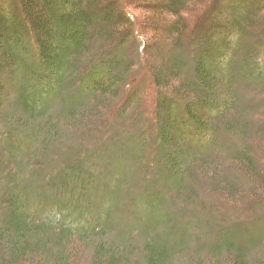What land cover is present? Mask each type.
I'll return each instance as SVG.
<instances>
[{"label": "trees", "instance_id": "16d2710c", "mask_svg": "<svg viewBox=\"0 0 264 264\" xmlns=\"http://www.w3.org/2000/svg\"><path fill=\"white\" fill-rule=\"evenodd\" d=\"M219 1L0 0V264H264V215L251 211L264 200V108L243 93L248 77L264 89V0H233L228 17ZM123 130L154 148L137 157L159 156V183L120 164L100 205L97 178L117 167L85 164ZM208 194L241 216L222 220ZM198 202L204 216L188 218Z\"/></svg>", "mask_w": 264, "mask_h": 264}, {"label": "rangeland", "instance_id": "374dc122", "mask_svg": "<svg viewBox=\"0 0 264 264\" xmlns=\"http://www.w3.org/2000/svg\"><path fill=\"white\" fill-rule=\"evenodd\" d=\"M222 9H224V6H228L229 7V10L227 13V17L228 16H231V10L233 7H235V2L233 0H220L219 1V4H218ZM135 11L136 13L141 16V17H144L147 12L143 9H136L135 8ZM150 13V11H149ZM220 11L218 10V8H216L215 10L212 11L211 15L212 17L210 16L209 18H211V20L213 19H218L221 15H220ZM223 17V15L221 16ZM245 41V40H244ZM243 44H241V46H239L236 50H234V54L239 56V58H241L242 60V57L245 56V49H246V44L244 42H242ZM195 44V43H194ZM197 47V50L201 49V47L197 46V44H195L193 47ZM200 51V50H199ZM196 55V50L195 52L192 51L191 55H190V58H191V61L193 62V64H195V62L197 61V56ZM259 58L261 59V56L259 55ZM264 58V57H263ZM194 75V74H193ZM23 79H25V82L29 85H31V80L28 79V77H23ZM248 83H246L245 85V88H244V99H245V103L246 104H251V106H257L258 108L260 107H263L264 108V95H263V92H264V89L263 88H260L261 84H260V81L258 82V80H254L253 78H249L248 77V80L246 81ZM10 87V91L11 93H9L7 96H6V99H8L9 101H14L17 96L19 95V90L17 88V84L16 83H13L11 84ZM145 86V84H144ZM147 90V99L149 101V109H148V112L149 113H152L154 112L156 114V118L160 119L162 121V118H160L161 116H159V108H158V91L157 89L154 87V86H147L146 85V88ZM35 90V89H34ZM153 101V103H152ZM146 112L144 113H141L140 114V118H141V121L143 120V123L141 124V126H146V125H149L151 124L150 123V120L148 121L146 119ZM262 119V118H261ZM147 121V122H146ZM132 122L134 123V121L132 120ZM135 125L136 122H135ZM131 126V125H129ZM154 127V126H153ZM135 129V128H134ZM109 137V136H108ZM121 139L117 138L116 140H109V139H105L106 141L103 142V143H109L110 144V148L109 150H111V154H113L112 157H110V151L109 152H103V153H98L97 156H95V158L98 160V162H87L85 164V167L87 169H90V170H93L97 173H99V175H102L103 173H105L107 170V164H115V166L117 168H114L112 169L111 171L108 172V175H106L105 177H99L97 178V186L92 190V191H95V199H96V202L100 205L103 204V199L104 197L106 196L107 197V193H108V190H111V188H113L114 186H117L115 184H118L116 181H115V178H116V171L118 170V168H120L118 165H123V167H126V171H140L139 169L142 170V174H135L134 176V180L135 182H137V184L139 186H148L149 188H151L152 190H155V187L154 185L158 184V177L160 176L159 174V170L157 168H155L156 166H154L153 163H157L158 161V157H154L153 158H149V156H147V159H145V161H143V158L141 157H137V154L140 155L141 154V151L145 152H150V149L154 150V148H151L149 147L148 149L147 148H140L139 145H137V142H138V139H136L135 137L133 138H129V136L127 135V132H125V130L121 131L120 133V136ZM147 139L146 137L141 140H145ZM233 140V138H232ZM239 143V145H243L242 141L238 140V139H234V145L236 143ZM157 144V143H156ZM155 144V151H157V154H159V147L158 144L156 145ZM25 145L22 146V149H25ZM125 147H127V151L125 152H128V153H125L124 154V150H125ZM124 148V149H122ZM235 147H233L234 149ZM144 149V150H143ZM157 149V150H156ZM225 154H227V150L224 151ZM150 154L152 155V153L150 152ZM102 155V156H101ZM1 156V159H5L7 158L8 154H5V152L1 153L0 154ZM123 158V159H122ZM166 160L163 156L160 157V160ZM151 165L154 166V169H151ZM106 168V169H105ZM151 172V174L153 175L152 178H145L143 180H140L141 178L144 177L145 173L146 172ZM232 171V170H231ZM234 172H238L237 170H234ZM41 180L44 182V181H47V185L49 186V188H51L52 186H54V182L51 181L50 178L47 179V176H43L41 177ZM140 180V181H139ZM139 181V182H138ZM8 180L6 178H1V181H0V185L1 186H4V185H7L8 184ZM105 185V186H104ZM131 188L130 186H127L126 189H129ZM144 188V187H143ZM204 190L207 191L208 193V189H210L207 185L203 186ZM4 189V188H3ZM2 189V190H3ZM90 190V189H89ZM221 197V195L219 196ZM207 202V204L209 206H211V210L212 211H215V214L217 216H219V218H221L222 220L223 219H226V217H230L229 220H234V217L236 216V218H239L241 215H240V212H242L241 210H237L236 213H234V210H232L231 206H229L228 210H229V214L226 215V214H223L224 213V210L223 209H218L217 206H221V202L223 201H220L218 200L216 197L212 196V195H207V198L205 200ZM262 203H258L257 205H254L251 209L252 213L255 214L256 216H260L262 217L264 215V200L261 201ZM196 209L197 210H194V214H188L186 215L188 218L189 217H193L194 219H198V217H196V214H201L204 216V209L202 208L201 206V202H198L196 204ZM257 206V208H256ZM195 209V208H194ZM218 209V210H217ZM148 211H144V213H147ZM208 213V212H207ZM129 215V216H128ZM132 216V217H131ZM248 217H250V222H253L255 220V217H252L251 214L247 215ZM121 217H124V220L125 222H128V221H132V219H134L135 216H133L132 213H124V215L122 214ZM120 217V218H121ZM205 217H209L208 215H205ZM120 218H117L118 220H120ZM232 225V223L230 224V226ZM212 226V225H211ZM225 227V228H221L219 229V232H225V231H229V229H231L232 227ZM210 229V228H209ZM184 259V257H183ZM184 264H194L190 259L189 260H186L184 262Z\"/></svg>", "mask_w": 264, "mask_h": 264}]
</instances>
